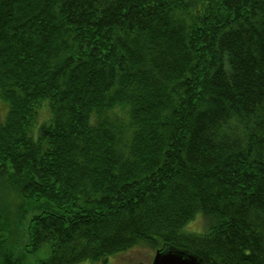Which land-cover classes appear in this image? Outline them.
<instances>
[{"label": "trees", "instance_id": "1", "mask_svg": "<svg viewBox=\"0 0 264 264\" xmlns=\"http://www.w3.org/2000/svg\"><path fill=\"white\" fill-rule=\"evenodd\" d=\"M0 98V264H264V0H0Z\"/></svg>", "mask_w": 264, "mask_h": 264}, {"label": "rangeland", "instance_id": "2", "mask_svg": "<svg viewBox=\"0 0 264 264\" xmlns=\"http://www.w3.org/2000/svg\"><path fill=\"white\" fill-rule=\"evenodd\" d=\"M7 112L6 103L0 98V116L3 118ZM48 114L47 109H43L40 113V119L46 117ZM188 224V223H187ZM186 224V225H187ZM184 226L185 231L190 232H202L205 228V219L200 214H197L193 220L188 224V226ZM22 235L19 237L18 241L13 243V240L10 241L8 245V249H10V253H7L9 257L13 255L15 252H19L21 249L20 244L23 243ZM13 238V237H12ZM22 251V250H21ZM154 251L148 247L139 246L128 253L118 256L108 255L106 257V264H134L136 262H140L143 264H149ZM21 255L26 257V264L35 263L38 259L44 258L47 255V249L45 247L40 248L39 250L35 251L34 253H27L25 254L22 251ZM5 261V260H4ZM76 264H102L101 261H82Z\"/></svg>", "mask_w": 264, "mask_h": 264}, {"label": "water", "instance_id": "3", "mask_svg": "<svg viewBox=\"0 0 264 264\" xmlns=\"http://www.w3.org/2000/svg\"><path fill=\"white\" fill-rule=\"evenodd\" d=\"M143 264V263H135ZM150 264H205L196 254L177 247L163 245L154 253Z\"/></svg>", "mask_w": 264, "mask_h": 264}]
</instances>
